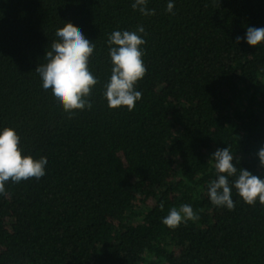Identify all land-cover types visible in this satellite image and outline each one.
Listing matches in <instances>:
<instances>
[{
	"label": "trees",
	"instance_id": "obj_1",
	"mask_svg": "<svg viewBox=\"0 0 264 264\" xmlns=\"http://www.w3.org/2000/svg\"><path fill=\"white\" fill-rule=\"evenodd\" d=\"M133 2L0 0V132L48 160L44 177L0 195V264H264V205L244 202L235 177L234 210L208 195L217 149L264 179V43L245 39L264 28V0H173V13L169 0H148L154 16ZM69 22L95 44L99 80L91 110L71 118L36 72ZM138 25L142 98L110 109L108 37ZM184 204L198 221L162 223Z\"/></svg>",
	"mask_w": 264,
	"mask_h": 264
},
{
	"label": "clouds",
	"instance_id": "obj_2",
	"mask_svg": "<svg viewBox=\"0 0 264 264\" xmlns=\"http://www.w3.org/2000/svg\"><path fill=\"white\" fill-rule=\"evenodd\" d=\"M147 4L148 0H134L132 8L144 16L156 15L155 9H148ZM174 7L173 0H169L166 11L173 13ZM142 34L146 35L145 28L138 25L136 31H114L108 37L113 67L104 95L110 109L126 107L133 111L137 101L142 98V93L135 88L147 73L143 61L145 53L141 50L146 41ZM56 36L58 40L52 42L46 52V62L38 66L36 72L42 79L43 88L51 89L53 96L71 118L76 111L86 108L91 110L93 107L89 98L99 80L91 73L89 61L96 49L82 30L70 22L58 29ZM240 39L237 37V42ZM245 39L250 46L261 45L264 43V28L248 27ZM257 155L264 168V147ZM211 161H214L218 173V178L208 186L213 205L235 209L229 177H235L234 187L244 202L254 206L259 201L264 205V179L243 168L238 169L233 163L234 156L229 147L217 149ZM47 163V157L36 160L31 155L24 156L17 132L12 128H4L0 132V195H8L6 183L9 181L19 183L44 177ZM199 218L190 205L184 204L179 210L172 208L162 223L170 229H176L183 222L198 221Z\"/></svg>",
	"mask_w": 264,
	"mask_h": 264
}]
</instances>
